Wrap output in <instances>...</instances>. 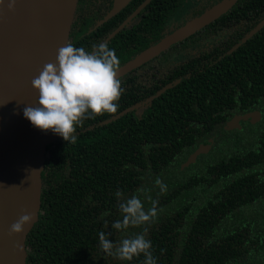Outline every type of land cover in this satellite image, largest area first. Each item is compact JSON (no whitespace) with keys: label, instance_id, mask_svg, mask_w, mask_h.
Masks as SVG:
<instances>
[{"label":"trees","instance_id":"16d2710c","mask_svg":"<svg viewBox=\"0 0 264 264\" xmlns=\"http://www.w3.org/2000/svg\"><path fill=\"white\" fill-rule=\"evenodd\" d=\"M140 1L132 0L123 12ZM190 6L191 0H151L141 33L124 30V53L145 38L149 25L155 39L142 50L177 29L164 31V25ZM263 17L264 0H238L206 26L247 19L252 23L245 34ZM244 34L236 30L235 42ZM225 51L200 73L152 95L142 120L135 122L131 112L111 119L120 113L119 101L116 113L101 115L111 119L107 123L77 128L82 133L75 144L48 146L38 220L25 241L26 264H144L143 254L121 262L99 246L100 231L117 241L144 227L111 228L121 219L117 191L124 198L139 195L146 209V196L158 200V216L146 225L157 264H264V26L233 52ZM250 110L262 119L242 129L225 127L232 114ZM209 138L208 150L183 166ZM157 178L167 185L165 192ZM104 212L110 214L101 219Z\"/></svg>","mask_w":264,"mask_h":264},{"label":"water","instance_id":"95a60500","mask_svg":"<svg viewBox=\"0 0 264 264\" xmlns=\"http://www.w3.org/2000/svg\"><path fill=\"white\" fill-rule=\"evenodd\" d=\"M130 1L114 0L107 17L125 8ZM150 1L145 0L124 21L123 26ZM237 1L220 0L206 8L123 63L118 76L183 41L227 12ZM9 3L10 0H0V264H26L25 241L38 220L46 149L59 135L34 127L24 117L23 110L27 106H38L39 94L31 81L39 76L45 64L56 62L58 49L69 41L77 0H15L14 10L9 9ZM263 26L264 17L227 53L236 50ZM179 81L177 79L162 87L155 97ZM128 110L130 108L111 119ZM249 116H253V113L233 118L226 128H234L238 120ZM207 150V145H200L188 156L183 166L195 162L196 157ZM24 214L33 216L32 223L25 226L23 233L10 235V226Z\"/></svg>","mask_w":264,"mask_h":264},{"label":"clouds","instance_id":"9594fccd","mask_svg":"<svg viewBox=\"0 0 264 264\" xmlns=\"http://www.w3.org/2000/svg\"><path fill=\"white\" fill-rule=\"evenodd\" d=\"M14 10L15 0L8 5ZM120 59L116 51L107 43L93 44L91 51L84 47H76L70 41L58 49L55 63H47L39 76L31 81L32 87L38 91V106H27L23 115L32 125L42 131H51L61 136L64 141L75 144L77 128L86 119L95 118L105 113L118 111L119 100L124 93L118 72ZM155 184L161 192L167 190L161 179ZM145 190L140 189L143 193ZM120 201L118 210L121 219L115 220L111 228L117 232H127L130 228H142V231L123 236L117 241L110 240L111 232H99V246L109 257L121 262H131L141 254L144 264H157L153 255L152 242L147 238L148 227L158 216V200L151 196L146 199L151 207L145 208L139 195L133 194L124 198V193H115ZM110 213L101 214V219ZM33 216L24 214L14 222L9 234H21L25 226L32 223ZM108 227V221H104Z\"/></svg>","mask_w":264,"mask_h":264},{"label":"flooded vegetation","instance_id":"af4514ba","mask_svg":"<svg viewBox=\"0 0 264 264\" xmlns=\"http://www.w3.org/2000/svg\"><path fill=\"white\" fill-rule=\"evenodd\" d=\"M144 1L145 0H141L135 4L129 13H124L123 8L112 16L107 17L112 9L114 0H77L70 29L69 41L72 42L74 46L84 47L89 51H91L93 44L101 42L107 43L110 49H114L116 51V54L121 61L120 66L123 65V63H125V57L129 60L131 57L137 55L143 47L149 45L155 39L154 26L149 25L148 34H143L145 38L143 39L142 37V41L138 40L136 44L131 46V49L127 53H124V30L134 28L137 32L141 33L142 27L140 26V23L144 19L145 12H149V10L145 11V8L150 2L138 11L136 15H134L128 23L123 26L124 21L127 20ZM187 1L188 0H186V2ZM216 1L217 0H191L192 6H190L188 11L183 13L179 19L167 21L164 25V31L171 30L185 24L187 20L186 18L189 14L196 11L199 12L211 6ZM224 23L225 24H220L222 26L217 28L212 27L214 24L210 27H207L209 24L202 27L192 34V36L190 35L183 41H179L171 45L167 50L158 56L149 59L148 61L133 68L131 71L120 76L119 79L121 80L122 87L124 88V93L119 100L121 105L119 112L130 108V110L126 113L131 112L134 116L135 122L142 120L146 116L147 110L151 107L153 100L149 101V99L152 95L156 94L157 90L164 86L165 81H167V84L172 81L174 82L177 79H180L181 81L183 76L189 77L190 75L200 73L203 71L204 67L214 64L223 56L221 51L226 50L225 53H227L228 50L237 42H235L236 30L238 33L244 34V29L252 22L247 19H240L236 22ZM121 26L122 28H120ZM231 42L235 43L226 48V44ZM251 113H253V116H249L244 120H238V124H236L234 128L242 129L245 122L257 123L263 117L261 112L255 110L244 111L243 113H234L225 121V127H227L228 122L233 118ZM106 120L108 119L101 115L96 116L95 118L86 119L83 122L86 123L82 126L83 130L92 128L93 124L96 123L100 125L105 124ZM80 133L82 132L77 131L75 134ZM63 141L64 139L61 136H58L55 142H53L52 148L54 149L57 143H61ZM211 141L212 139L209 138L208 142H206L207 144H205L208 148ZM50 155V148L48 150L47 147L45 163L49 161ZM49 168L50 166L47 164V170H50ZM45 169L46 167L44 164L42 175Z\"/></svg>","mask_w":264,"mask_h":264}]
</instances>
